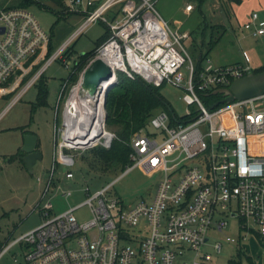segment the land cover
Returning <instances> with one entry per match:
<instances>
[{
	"label": "built area",
	"instance_id": "obj_1",
	"mask_svg": "<svg viewBox=\"0 0 264 264\" xmlns=\"http://www.w3.org/2000/svg\"><path fill=\"white\" fill-rule=\"evenodd\" d=\"M62 1L65 12L80 14L84 21L50 55V33L31 7L0 8V98L9 97L4 109L36 87L55 60L70 70L69 77L77 75L73 82L68 77L56 101L61 123L54 127L52 171L45 191L56 165L72 179L67 166L76 154L110 146L115 136L105 125V93L118 72L155 86L179 88L187 107L181 116L155 112L130 139L132 164L124 172L137 168L145 176H159L151 200L127 206L109 194L112 182L93 194L84 188L85 200L59 214L51 212L47 201L38 209L42 222L2 245L0 257L20 245L26 264H210L212 255L205 250L209 235L223 232L228 219L237 221V238L226 236L225 242L242 246L253 238L264 243V94L210 110L198 96L199 91L229 86L253 68L248 63L214 66L206 59L196 78L184 46L189 33L170 26L154 0ZM191 10L186 4L185 11ZM97 20L107 27L108 38L84 60L77 55L69 66V45ZM242 26L253 37L264 35V19L256 12ZM95 60L109 68L111 85L107 88L101 81L92 92L83 85V74ZM95 126L99 132L93 131ZM81 207L89 209V219L74 217ZM211 247L216 254L222 251L221 242Z\"/></svg>",
	"mask_w": 264,
	"mask_h": 264
},
{
	"label": "rangeland",
	"instance_id": "obj_2",
	"mask_svg": "<svg viewBox=\"0 0 264 264\" xmlns=\"http://www.w3.org/2000/svg\"><path fill=\"white\" fill-rule=\"evenodd\" d=\"M18 1L0 0V8L7 5L13 6ZM39 1L44 3L49 10L36 5L31 6L30 9L42 28L49 33L52 32L55 52L83 23L84 18L72 13L57 20L54 14L56 6L50 0ZM235 2L227 4L221 0H206L203 6L207 24L212 27L217 25L219 29L225 28V33L220 37L207 59L214 66L231 65L250 59V66L264 67V35L253 37L248 30L239 28V23L235 21L232 13V5ZM189 3L192 5V10L186 12L185 5ZM154 6L170 26L174 27L173 24H176L180 31L191 35L184 42L189 53H192L190 44L195 45L198 53L201 41L208 42L210 39L208 29L204 38L200 34L202 18L196 7V0H154ZM258 6L264 8L263 0H250L249 2L243 0L239 5L243 12L254 10L264 17V10L257 8ZM104 32V24L99 20L87 25L69 45L72 52L66 58V64L71 66L77 55L91 53ZM218 36L215 34V37ZM183 73L184 76L187 75L186 71ZM43 74L47 85L46 106L37 107L32 111L31 106L35 104L37 95L35 86L27 90L17 102L7 109L4 108L9 97L0 98V243L2 245L12 242L38 226L43 220L38 209L47 201L51 203V212L59 214L85 200L87 194L84 188L87 187L88 193L93 194L113 182L109 194L120 198L125 205L131 206L142 198L151 200L157 187L158 175L145 176L137 168L127 173L102 172L96 168L97 165H94L95 161L90 163L92 153L84 150L75 155L73 164L67 166V169L73 172L74 178L67 179L62 172L63 167L56 165L50 188L45 191L52 171L54 127L61 123L60 110L56 112V101L63 84L69 77L70 70L55 60L50 63ZM160 93L177 116L185 113L187 105L183 101L182 90L163 85ZM27 129L32 130L38 137L42 157L36 161L32 173L26 171L21 158L16 154L22 145L21 132ZM149 130L153 131L152 128ZM67 192L70 194L63 196L62 193ZM146 195H149L148 199ZM73 215L78 221H84L89 219L90 212L87 207H81L75 210ZM236 224L235 219H228V226L223 232L210 233V240L205 247V250L212 255L210 264H228V260L236 258L237 244L224 241L226 236L237 238ZM216 242L222 243V251L219 254L214 253L211 247ZM240 244L247 255L251 256L253 264H264L262 246L252 241V238ZM24 252L25 249L20 245H13L0 257V264H26ZM188 257L189 253L184 259L187 260ZM241 264L249 263L243 259Z\"/></svg>",
	"mask_w": 264,
	"mask_h": 264
},
{
	"label": "trees",
	"instance_id": "obj_3",
	"mask_svg": "<svg viewBox=\"0 0 264 264\" xmlns=\"http://www.w3.org/2000/svg\"><path fill=\"white\" fill-rule=\"evenodd\" d=\"M221 1H225L227 4L233 1H236L235 3L239 2V0ZM50 2L57 8L56 11H54L57 20L62 19L64 15L72 14L65 12V6L62 0H50ZM205 2L206 0H196V7L202 18V21L200 22V34L204 38L206 36V30L208 29L210 32V39L208 42L201 41L198 53L194 44H190L192 53L188 52L194 65V75L196 78L201 72L203 63L208 58L207 56L216 46L220 37L225 33L224 27L219 29L217 25L212 27L207 24L203 12ZM33 5L45 10L48 9L46 5L39 0H19L10 7L29 8ZM104 27V35L97 41L96 46L104 42L109 36L107 27L105 25ZM215 34L219 36L215 37ZM52 35V32H50L48 55L54 51ZM189 36L191 35L189 34ZM71 52L72 50L69 48L67 54ZM89 54L90 53L81 55L80 60H84ZM263 69L264 67L254 68L251 73H258ZM76 77L77 75L75 74L71 75L69 77V81H75ZM162 86L163 85L155 86L147 83L140 77L131 79L123 73H117L115 83L112 87L108 88L105 93L104 105L106 128L112 132L115 137L111 141L108 148L97 146L89 150V152L92 153V161H90V163L95 161L94 165H97L96 168H99L102 172H114L115 174L118 172H124L127 166L132 164L129 159V142L133 134L140 129L145 128L150 117L159 110L166 111L170 116L171 114L174 116L176 115L171 109L169 103L160 93V88ZM36 88V102L31 106L32 111H34L37 107L46 106L47 85L44 76L40 77ZM218 89L221 88L217 87L198 92V96L205 106L209 107L223 98L221 93L216 92ZM16 154L21 158L22 153L20 150L17 151ZM0 246H2L1 243ZM235 255L236 258L228 260V264H241L243 259L251 264L250 258L245 254L243 247L240 245H237Z\"/></svg>",
	"mask_w": 264,
	"mask_h": 264
},
{
	"label": "water",
	"instance_id": "obj_4",
	"mask_svg": "<svg viewBox=\"0 0 264 264\" xmlns=\"http://www.w3.org/2000/svg\"><path fill=\"white\" fill-rule=\"evenodd\" d=\"M110 76L111 72L109 68L101 60H95L83 74V85L94 92L97 85L101 81H108ZM216 92L221 93L223 98L210 105L208 107L209 110L216 107L220 103H230L233 101H240L263 95L264 69L258 73H251L235 79L227 88L218 89ZM36 148L37 136L31 133L23 134L20 151L24 152L25 155L22 157L21 161L24 164L26 171L29 173L33 172V165L36 161L42 158L40 151L36 150Z\"/></svg>",
	"mask_w": 264,
	"mask_h": 264
},
{
	"label": "crops",
	"instance_id": "obj_5",
	"mask_svg": "<svg viewBox=\"0 0 264 264\" xmlns=\"http://www.w3.org/2000/svg\"><path fill=\"white\" fill-rule=\"evenodd\" d=\"M248 2L250 1V0H247ZM243 2V0H239V2L238 3H235V4H233L232 5V13H233V16H234V19H235V21L236 22H238L239 24H238V26H239V28H241V30H244L243 29V23L246 21V19L248 18V16L251 14V13H253V12H256V13H258V15H259V17L260 18H262V19H264V17H262V16H260V14H259V12H257V11H254V10H252V11H250V12H243L242 10H241V8L239 7V5L241 4ZM252 2H254V1H252ZM263 2H264V0H263ZM264 7V6H263ZM257 8H259V9H261V10H264V8H260L259 6L257 7ZM74 14V13H73ZM75 14H77V13H75ZM77 15H80V14H77ZM81 16V15H80ZM173 26L174 27H178L176 24H173ZM249 62H250V59H247V60H245L244 62H238V63H234V64H246V63H248L249 64ZM234 64H231V65H234ZM219 66H226V65H219ZM253 69L254 68H260V67H255V66H251ZM27 131H30V132H32L34 135H36L32 130H30V129H27ZM24 132H26V131H24ZM24 132H21V134L23 135V133ZM53 145H54V141H53ZM37 150H39V139H38V137H37ZM23 164V163H22ZM24 165V164H23ZM35 165V164H34ZM33 165V166H34ZM62 172H63V169H62ZM250 238H248V240H249ZM252 241H255L256 243H258L260 246H262L263 248H264V243L263 242H261V241H257L256 239H253L252 238ZM246 253V252H245ZM246 255H247V253H246ZM249 258H250V261H251V264H253V261H252V258H251V256H249V255H247Z\"/></svg>",
	"mask_w": 264,
	"mask_h": 264
},
{
	"label": "bare ground",
	"instance_id": "obj_6",
	"mask_svg": "<svg viewBox=\"0 0 264 264\" xmlns=\"http://www.w3.org/2000/svg\"><path fill=\"white\" fill-rule=\"evenodd\" d=\"M105 83H107V85H108L107 88L110 87L111 83L109 81H106ZM98 127L99 126H95V128H93L94 130L93 129L92 130L95 131V129L97 128V131L99 132ZM79 128H80V126H79ZM83 130H84V127L82 128V130H78V133H80V134L83 133Z\"/></svg>",
	"mask_w": 264,
	"mask_h": 264
},
{
	"label": "flooded vegetation",
	"instance_id": "obj_7",
	"mask_svg": "<svg viewBox=\"0 0 264 264\" xmlns=\"http://www.w3.org/2000/svg\"><path fill=\"white\" fill-rule=\"evenodd\" d=\"M25 133H31V134H33L32 132H24L23 134H25ZM36 150H37V148H36ZM22 153V155H21V159H22V157L25 155V153L24 152H21Z\"/></svg>",
	"mask_w": 264,
	"mask_h": 264
}]
</instances>
